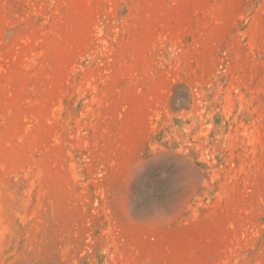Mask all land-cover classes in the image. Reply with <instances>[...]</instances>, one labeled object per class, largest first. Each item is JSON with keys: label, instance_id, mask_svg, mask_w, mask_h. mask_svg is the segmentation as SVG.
I'll return each mask as SVG.
<instances>
[{"label": "rangeland", "instance_id": "374dc122", "mask_svg": "<svg viewBox=\"0 0 264 264\" xmlns=\"http://www.w3.org/2000/svg\"><path fill=\"white\" fill-rule=\"evenodd\" d=\"M0 264H264V0H0Z\"/></svg>", "mask_w": 264, "mask_h": 264}, {"label": "bare ground", "instance_id": "6f19581e", "mask_svg": "<svg viewBox=\"0 0 264 264\" xmlns=\"http://www.w3.org/2000/svg\"><path fill=\"white\" fill-rule=\"evenodd\" d=\"M169 158V159H174L175 161L176 160H179V161H182L180 164L181 165H185L184 167H183V169H188V168H191L192 167V164H191V162H186L185 164H183L184 162V160H183V157L182 156H179V155H168V154H166V153H162V154H159V156H157V157H155L154 159H152L149 163H147V165L148 164H151V163H154V162H157V161H159V160H161V159H163V158ZM192 171H193V169H192Z\"/></svg>", "mask_w": 264, "mask_h": 264}]
</instances>
